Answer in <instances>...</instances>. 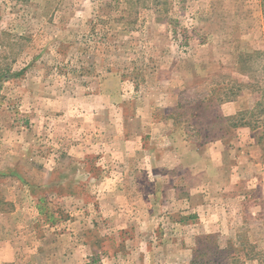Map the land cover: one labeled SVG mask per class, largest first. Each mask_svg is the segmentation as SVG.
<instances>
[{
  "label": "rangeland",
  "instance_id": "1",
  "mask_svg": "<svg viewBox=\"0 0 264 264\" xmlns=\"http://www.w3.org/2000/svg\"><path fill=\"white\" fill-rule=\"evenodd\" d=\"M157 120L183 154L236 147L237 132L259 145L215 230L173 204L205 176L160 165ZM260 184L264 0H0V250L31 264H264Z\"/></svg>",
  "mask_w": 264,
  "mask_h": 264
},
{
  "label": "crops",
  "instance_id": "2",
  "mask_svg": "<svg viewBox=\"0 0 264 264\" xmlns=\"http://www.w3.org/2000/svg\"><path fill=\"white\" fill-rule=\"evenodd\" d=\"M220 107L222 113L228 116L236 115L244 110L243 102H240L239 99L222 103ZM153 123L157 125L156 128H158V131L160 130V132L156 131L160 137H158V141L156 142L159 146L155 152V155L159 154L161 156V158H159L160 161L163 159V162L160 165L163 167H169L171 169L175 166L184 165L185 167H188L190 172L194 175L200 173L205 176V182L196 183L194 187L190 189L188 187V195L185 199H180L181 195L174 196L175 202L173 204L177 205L179 201H182L187 205L186 207L192 208L194 213H196V216H199L198 221L196 220L194 225H192L197 227L198 231L211 232L215 230L221 222L224 223L222 216L226 215V212L228 211L226 201L231 196H234L230 195V193L238 189V186L234 181V176L236 174L238 175L239 173H242L239 166L242 163L240 160L242 158H246L252 163V166L258 167L260 164V156L253 158L254 154H248V152H253V150L257 152L259 145L253 138V135H250L247 138H242L241 136L237 135L239 134L237 132V134H234L233 139L230 138L229 140L231 143H235L236 147H231L228 143H226V141L228 142L226 138H220L218 140L210 141L205 147L202 146L200 148L197 147L188 149L186 154H183L179 150L176 142V136H181L182 134L174 131L171 121L157 120ZM243 126L244 127L241 125L242 128H247L246 125ZM246 133L247 131L242 134L247 135ZM248 133H250V130H248ZM247 143H249V145L252 144V146H250L252 150L246 147ZM215 147H218V151L215 150ZM168 152H170V154L166 155ZM231 159L236 161L234 162V168L232 169L231 167H226L225 164L227 160ZM222 165L225 166V171L220 170ZM222 173L223 175L228 176V180H231L228 183L218 187L219 184L216 185L215 181L219 179L217 175L222 176ZM246 185L247 184H245L244 189L249 190L248 187L250 186ZM260 185V192L261 195H263L262 191L264 192V184ZM246 195L247 194H245L243 197ZM196 196L199 197L198 201H195ZM247 197H250V194H248ZM175 222L180 223L182 221L181 219H175ZM6 251L7 250L5 249L0 250V264H8L11 261L13 262L11 264H31L29 261L24 262L22 255L21 257L19 256L20 252L18 253L16 248H14L9 255L6 253ZM33 254L36 253L34 252ZM42 264H46L44 259L42 260Z\"/></svg>",
  "mask_w": 264,
  "mask_h": 264
},
{
  "label": "trees",
  "instance_id": "3",
  "mask_svg": "<svg viewBox=\"0 0 264 264\" xmlns=\"http://www.w3.org/2000/svg\"><path fill=\"white\" fill-rule=\"evenodd\" d=\"M246 125L250 126V124H249V123H246Z\"/></svg>",
  "mask_w": 264,
  "mask_h": 264
}]
</instances>
